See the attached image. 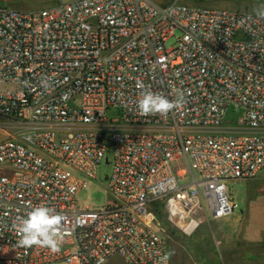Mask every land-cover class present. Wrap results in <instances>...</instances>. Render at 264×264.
I'll list each match as a JSON object with an SVG mask.
<instances>
[{"label":"built area","instance_id":"2783aa9c","mask_svg":"<svg viewBox=\"0 0 264 264\" xmlns=\"http://www.w3.org/2000/svg\"><path fill=\"white\" fill-rule=\"evenodd\" d=\"M144 90L184 102L142 116ZM0 116L15 129L0 140V264H172L152 202L189 237L264 170V20L177 0L0 5ZM107 155V201L80 208ZM36 206L63 216L59 252L19 246L13 220Z\"/></svg>","mask_w":264,"mask_h":264},{"label":"rangeland","instance_id":"374dc122","mask_svg":"<svg viewBox=\"0 0 264 264\" xmlns=\"http://www.w3.org/2000/svg\"><path fill=\"white\" fill-rule=\"evenodd\" d=\"M66 1L68 0H0V5L18 10H37ZM151 1L166 4L174 0ZM177 1L190 6H212L250 13L264 6V0ZM170 44L171 42L166 45ZM107 115L116 117L118 111H109ZM226 116L230 129L246 131L241 130L237 124V119L242 116V109L239 106L228 107ZM116 125L121 127L120 123ZM13 127L0 116V140L4 138L6 131H15ZM107 157V163L102 159L98 165L96 179H88L87 188L78 193L77 201L80 208L98 207L107 201L104 176L110 172L111 156L107 155ZM228 188L237 203L232 213L217 221L201 215L198 227L189 237L176 230L177 228L168 221L163 210L157 213L156 218L163 233L166 234L176 228L175 237L172 239L175 251L179 254L177 264H264V170L259 171L252 179L232 182ZM218 229L229 230H226V235L222 236ZM184 249L190 253L192 259L183 258Z\"/></svg>","mask_w":264,"mask_h":264},{"label":"clouds","instance_id":"9594fccd","mask_svg":"<svg viewBox=\"0 0 264 264\" xmlns=\"http://www.w3.org/2000/svg\"><path fill=\"white\" fill-rule=\"evenodd\" d=\"M255 16L264 20V6L254 9ZM144 88V85H140ZM183 95L178 93L175 99L144 90L136 101V108L142 116H166L169 112L182 106ZM63 216L47 206H36L26 216H17L13 220V228L19 236L18 244L21 247L33 246L46 248L53 253L59 252L65 241L62 231ZM169 255H165L166 262Z\"/></svg>","mask_w":264,"mask_h":264},{"label":"trees","instance_id":"16d2710c","mask_svg":"<svg viewBox=\"0 0 264 264\" xmlns=\"http://www.w3.org/2000/svg\"><path fill=\"white\" fill-rule=\"evenodd\" d=\"M2 1V0H1ZM8 1H12V0H8ZM152 211L154 212L155 214V217L157 216V213L162 209V204L159 202V201H153L152 202ZM157 219V218H156ZM176 233V230L175 229H171V231H168V233H166V235H168L170 238H174V234ZM173 260V259H172ZM173 263L172 264H177L178 262V259H175L174 261H172Z\"/></svg>","mask_w":264,"mask_h":264},{"label":"crops","instance_id":"0c3cea01","mask_svg":"<svg viewBox=\"0 0 264 264\" xmlns=\"http://www.w3.org/2000/svg\"><path fill=\"white\" fill-rule=\"evenodd\" d=\"M226 230H229V229H225L223 231L219 230V232L221 233L222 236H224V235H226ZM219 243H220V241H219ZM178 255H179L178 253L173 252L172 259H178ZM182 256L185 259H192V257L190 256V253L188 251H186V249H184V252L182 253Z\"/></svg>","mask_w":264,"mask_h":264}]
</instances>
